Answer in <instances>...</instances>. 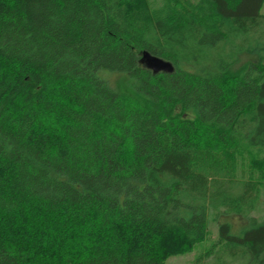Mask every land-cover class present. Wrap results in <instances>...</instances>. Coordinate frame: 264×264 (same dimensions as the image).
Returning a JSON list of instances; mask_svg holds the SVG:
<instances>
[{"label": "trees", "instance_id": "obj_1", "mask_svg": "<svg viewBox=\"0 0 264 264\" xmlns=\"http://www.w3.org/2000/svg\"><path fill=\"white\" fill-rule=\"evenodd\" d=\"M261 192L264 0H0V264H264Z\"/></svg>", "mask_w": 264, "mask_h": 264}, {"label": "rangeland", "instance_id": "obj_2", "mask_svg": "<svg viewBox=\"0 0 264 264\" xmlns=\"http://www.w3.org/2000/svg\"><path fill=\"white\" fill-rule=\"evenodd\" d=\"M242 65H240L241 67ZM238 68V66H236ZM120 80H123L120 75L112 74L108 76V82L113 87H117L119 89L125 88ZM253 215L257 218H261L264 216V192L260 194V204L253 212ZM244 220L242 218L236 216H227L220 212L210 211L207 214V223H206V238L198 244L191 252L169 257L165 260L164 264H192L194 263L200 256V254L211 244V242L216 237V228L218 224L228 223L233 229L232 232L239 230L240 227L243 226ZM202 262V263H201ZM215 261L209 257L208 260L203 259L200 260L201 264H213ZM198 263V264H199Z\"/></svg>", "mask_w": 264, "mask_h": 264}, {"label": "water", "instance_id": "obj_3", "mask_svg": "<svg viewBox=\"0 0 264 264\" xmlns=\"http://www.w3.org/2000/svg\"><path fill=\"white\" fill-rule=\"evenodd\" d=\"M142 61L145 67L153 70V71H158V70H168L169 68H164L165 66L163 64L157 63L154 61L152 58L148 57L145 53L142 54Z\"/></svg>", "mask_w": 264, "mask_h": 264}]
</instances>
